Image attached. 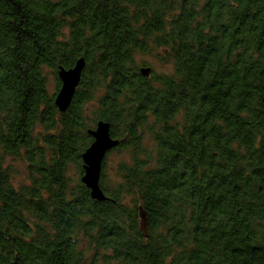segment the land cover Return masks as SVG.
Segmentation results:
<instances>
[{"label":"trees","instance_id":"trees-1","mask_svg":"<svg viewBox=\"0 0 264 264\" xmlns=\"http://www.w3.org/2000/svg\"><path fill=\"white\" fill-rule=\"evenodd\" d=\"M99 122L120 141L103 203L82 183ZM0 264H264V0H0Z\"/></svg>","mask_w":264,"mask_h":264},{"label":"water","instance_id":"water-1","mask_svg":"<svg viewBox=\"0 0 264 264\" xmlns=\"http://www.w3.org/2000/svg\"><path fill=\"white\" fill-rule=\"evenodd\" d=\"M86 67L84 59L79 60L76 66L70 70L59 69V78L62 87L56 97L55 104L61 113H65L71 106L73 98L79 87L82 74ZM149 69L142 70L144 76H148ZM89 135L93 138L92 145L83 154L82 159L85 164V175L82 183L91 191V198L97 202L103 203L108 201L101 187L102 163L108 152L117 148L120 141L111 137V126L109 123L99 122L94 131ZM141 231L148 238L147 234V215L140 207Z\"/></svg>","mask_w":264,"mask_h":264},{"label":"rangeland","instance_id":"rangeland-1","mask_svg":"<svg viewBox=\"0 0 264 264\" xmlns=\"http://www.w3.org/2000/svg\"><path fill=\"white\" fill-rule=\"evenodd\" d=\"M146 64L149 65L153 69L155 73H169L171 71L170 66H166L164 64H161L156 60L155 58L151 57H146L144 60ZM56 80L54 77H51L50 75V92H54L56 89ZM96 110V105H89L87 107V111L89 116L92 115V113ZM129 153V152H128ZM128 153L127 152H118L115 151L111 153L106 160V167H105V184L109 189H114L116 187V180H117V169L118 166L122 161H125L128 159ZM8 164L11 166V168L14 171V179L13 182L16 187H20L23 184L29 185L28 181V165L23 163L22 161H14V160H9ZM70 176L72 177V180L74 182L78 181V172L76 168H71L70 171Z\"/></svg>","mask_w":264,"mask_h":264}]
</instances>
